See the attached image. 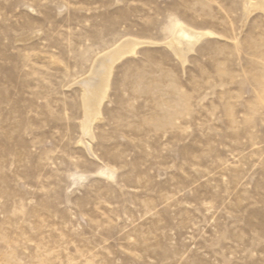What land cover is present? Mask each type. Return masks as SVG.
<instances>
[{
	"label": "rangeland",
	"instance_id": "rangeland-1",
	"mask_svg": "<svg viewBox=\"0 0 264 264\" xmlns=\"http://www.w3.org/2000/svg\"><path fill=\"white\" fill-rule=\"evenodd\" d=\"M250 1L0 0V264H264ZM180 24L212 33L183 58ZM126 39L86 135L78 82Z\"/></svg>",
	"mask_w": 264,
	"mask_h": 264
},
{
	"label": "bare ground",
	"instance_id": "bare-ground-1",
	"mask_svg": "<svg viewBox=\"0 0 264 264\" xmlns=\"http://www.w3.org/2000/svg\"><path fill=\"white\" fill-rule=\"evenodd\" d=\"M245 9H247L245 12H249L252 9L263 10L264 0H251L248 7L246 6ZM177 27L175 34L173 33L174 37L171 38L168 46L179 58H183L186 52L190 50L193 51V46L201 38L212 35V33L207 31L197 32L183 24H180ZM142 44H146V42H138L130 39L121 41L104 54L102 53V55H100V57L94 62L90 74L81 78L78 82L82 88L81 102L84 112L82 131L84 134L89 135L92 120L100 114V106L108 92L110 76L114 64L127 55L136 54V49L138 46H142Z\"/></svg>",
	"mask_w": 264,
	"mask_h": 264
}]
</instances>
